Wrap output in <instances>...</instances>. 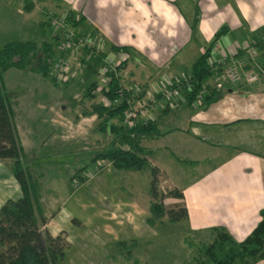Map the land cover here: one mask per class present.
Masks as SVG:
<instances>
[{
	"label": "crops",
	"instance_id": "0c3cea01",
	"mask_svg": "<svg viewBox=\"0 0 264 264\" xmlns=\"http://www.w3.org/2000/svg\"><path fill=\"white\" fill-rule=\"evenodd\" d=\"M57 1L74 2L33 0L34 8L25 13L23 0H0V48L11 41L51 40L57 35V29L49 24L48 18L57 15ZM71 7H78V10L71 9L74 19L83 18L76 28L85 32L102 51L122 57L123 67L133 68V77H139L138 80L147 81L156 72H161L160 79L166 81L190 74L194 61L221 29L226 30L212 46L208 62L213 73L205 84L215 86L217 74L230 54L246 55L245 69L256 73L254 82L223 84L218 99L207 106L187 105L184 98L165 111L153 113L158 130V123L167 124L169 113H172L170 118L174 116L182 123L180 127L172 126L181 135L170 139L167 148L172 154L175 150L184 151L187 160H191L188 164L199 165L200 161L207 160L209 153L205 147L212 150L210 146L222 145L236 150L180 189L190 229L197 231L221 225L235 239L245 238L260 221V210L264 208V50L248 60L243 48L264 33V0H76ZM122 46L127 49L113 51L114 47ZM141 67L148 72L139 73ZM9 70L13 73L10 85L6 83V86L15 92L27 74L40 77L15 68ZM27 86L42 87L31 80ZM159 87L160 83L155 80L152 89ZM73 93L62 92L57 100L44 102L51 108L45 111L39 108L28 111V105L35 103L27 101L26 111H22L21 123L17 125L22 147L33 159L32 167L44 175L41 185V204L47 217L44 230L51 235L65 230L69 236L61 223L67 222L72 213L68 210L63 216L60 212L73 195L70 178L87 164L71 171L69 162H61L57 152L77 149L78 134L83 137L90 130L92 135L96 132V115L77 112L82 100L74 108L64 103L63 97L67 96L70 101L75 98ZM254 143L261 151L254 150ZM9 197L0 198V205ZM91 206L94 215L104 213L94 204ZM71 220L75 224L82 221L75 217ZM87 221L93 231L96 219ZM106 227L109 230L108 224Z\"/></svg>",
	"mask_w": 264,
	"mask_h": 264
},
{
	"label": "rangeland",
	"instance_id": "374dc122",
	"mask_svg": "<svg viewBox=\"0 0 264 264\" xmlns=\"http://www.w3.org/2000/svg\"><path fill=\"white\" fill-rule=\"evenodd\" d=\"M75 1H57V15L68 16L71 14V9L78 10V7H71ZM86 23L85 21L84 24ZM76 34L83 42L76 51L65 53L62 56L64 59L63 66L66 67V70L63 73L64 80L58 81V87H53L46 80L37 76L33 77L31 74L24 77L23 83L20 82L12 102L15 122L18 126L21 123L22 111H26L27 101L35 103L32 106L31 104L28 105L30 106L28 111H34L37 108L42 109V111L50 110V105L44 102L57 100L62 92L64 94L74 92V99H78L80 98L79 91L90 87L92 83H95L96 89L91 96L81 99L82 104L76 108L77 112L82 115L83 108H88L94 102L110 103L103 94L105 87L102 79L106 77L104 67H116L122 58H119L115 53L108 54L101 48L99 52H101L102 57L98 58L96 54L97 43L92 42L90 38H87L85 32L79 31L77 28ZM141 68L142 70H138L139 73L141 71L148 72L145 67ZM12 73L13 70H9L4 75L7 85H10ZM160 73L156 72L157 76L153 74L150 77H153L151 80L148 78L147 81H143L138 80L139 77H133L135 74L133 68L126 69L125 66L118 71L116 70L122 87L131 92L134 99L140 94L137 90L139 88L150 93L155 92L152 89V83L155 80L159 81ZM30 80L36 82L37 87L42 86L40 87L42 89L29 88L27 83ZM66 97H63L64 103L70 104L71 101ZM157 111H161V109L154 107L152 116ZM171 115L172 113H169L166 116L168 121L164 126L158 123L159 134L155 139L142 140L143 145L151 147L153 150V153L148 156V161L151 165L158 167V186L164 191L176 186L179 189L187 187L190 182L204 174L205 170L214 168L222 160L236 153V150L222 145L210 146L212 150H207L203 146L209 153L207 160L200 161L199 165L183 162L182 159H188V155L184 151L175 150L173 155L167 148L170 139L181 135L179 131H174L172 126L180 127L182 123L174 116L170 118ZM79 123L80 121L77 123V127H79ZM91 133L90 130L83 137L78 134L77 149L57 152V158L61 162H69L67 165L71 171H76L87 163L82 170L76 172V176L71 180L72 198L66 208L60 212L63 216L67 214L68 210L72 213L67 217V222L61 223L62 228H66L69 234L68 236L64 230L69 248L60 264H182L188 258V250L183 243V237L190 229L189 221L181 220L172 223L164 216L154 226L148 225L146 218L149 216L150 205L149 169L145 168L140 171L119 170L113 168L106 160H91V156L107 151L108 147L120 145L119 139L113 137L111 132L105 136L99 132H95L93 135ZM253 148L261 151V147L257 146L256 143H254ZM81 178L84 179L82 183L79 181ZM17 195L20 196V189L12 176L10 164L7 160H0V198ZM180 203V200L172 197L164 199L166 207ZM183 203L185 204L184 201ZM92 204L99 210H103L104 213L101 216L94 215ZM73 217L76 220L82 219V221L75 224L71 220ZM94 219H96L95 229L92 231L90 221L87 220ZM105 224L109 225V230ZM197 231L203 238H210L208 228ZM119 240H123L129 245L134 241L135 246L127 251L126 248L116 243ZM260 261V264L264 263V259L257 262Z\"/></svg>",
	"mask_w": 264,
	"mask_h": 264
},
{
	"label": "trees",
	"instance_id": "16d2710c",
	"mask_svg": "<svg viewBox=\"0 0 264 264\" xmlns=\"http://www.w3.org/2000/svg\"><path fill=\"white\" fill-rule=\"evenodd\" d=\"M33 8V0H23L22 9L25 13L31 12ZM66 19L76 29L83 18L74 19L73 15L69 14ZM225 30L216 32L210 45L194 61L190 74L185 76L187 83L181 81L182 90L186 92L187 105L197 101L198 96L201 97V106H207L218 99L219 89L205 82L213 73L212 65L208 62L212 46ZM57 31V35L49 41H11L0 48V160L9 162L12 176L20 189V196L9 197L0 205V264H60L69 248L64 230L56 235L44 230L47 223L41 204V185L44 175L32 167L33 159L26 155L22 147L12 103L17 92L7 88L4 78L7 70L15 68L37 74L54 87H58L59 80L54 65L58 58L73 51H59L58 44L64 39V31L59 29ZM263 37L264 33L261 37L253 39L259 48L255 56L264 50ZM126 49V46L114 47L113 51ZM97 56L101 58V52H97ZM242 58L245 66L246 55ZM247 58L251 59L250 56ZM123 63L124 60L116 66L117 71L123 67ZM106 74L110 77V81L103 94L110 103H91L82 113L95 114L96 132L103 136L111 132L113 137L119 139L122 146L112 145L107 151L96 154L93 160H106L113 168L119 170L149 169L150 205L149 216L146 218L148 225L154 226L164 216L172 223L188 221V210L183 203L182 190L175 187L164 191L159 188L158 167L148 161V156L153 150L142 144L143 139H155L159 134L154 118L148 121H136L128 127L124 126L125 112L132 105L134 98L131 92L122 87L118 75L113 71ZM95 89L96 85L92 83L90 87L81 90L80 98L71 100V107L81 104V99L91 96ZM142 94L144 90L140 95ZM156 97L160 98L161 95L156 94ZM161 110L167 109L165 107ZM182 161L191 163V160L187 159ZM76 174L70 178V183ZM79 181L82 183L84 179L81 178ZM166 197L178 199L181 203L166 207L164 204ZM260 216V221L242 240L235 239L227 228L221 225L208 228L209 239L203 238L196 230L188 229L183 237L188 258L182 264H255L258 260L264 259V208L260 210ZM116 243L127 251L135 246L134 241L130 245L123 240Z\"/></svg>",
	"mask_w": 264,
	"mask_h": 264
},
{
	"label": "built area",
	"instance_id": "2783aa9c",
	"mask_svg": "<svg viewBox=\"0 0 264 264\" xmlns=\"http://www.w3.org/2000/svg\"><path fill=\"white\" fill-rule=\"evenodd\" d=\"M66 18V15H53L48 19L51 26L57 30L59 29L64 31V39L58 44L59 51H76L83 41L77 36L76 29L67 21ZM96 48L97 54V52L100 51V48L97 46ZM243 50L248 56L253 57L258 53L259 48L256 42L253 40L249 45H247V47H244ZM119 58L122 57L119 56ZM227 59L228 60L225 62V65L219 70L217 74V79L214 83L217 89H220L223 84L227 82L237 83L241 80H246L247 82L251 83L257 79L256 73L245 69L242 55H239L237 52H235L234 54H230ZM63 64L64 59L61 57L57 59V62L54 65L58 80H64L63 73L66 70V67H64ZM110 71H113L114 74L117 75L116 67H104L106 77L102 79V81L105 89L107 88V84L110 81V77L106 73ZM181 81L187 83V78L184 76L176 81H166L163 78L159 79L158 83H160V87L153 93L144 91V94L140 95L143 90L141 88L137 89L140 94H138L136 99L133 100V105H131L125 112L123 125L128 127L136 123V121H148L153 119L152 109L154 107H159L161 109H164L165 107L171 108L175 106L176 103L183 102L185 98V92L182 90L183 86ZM156 94H160L161 97L157 98ZM200 99L201 97L198 96L197 101L194 103L199 105Z\"/></svg>",
	"mask_w": 264,
	"mask_h": 264
}]
</instances>
